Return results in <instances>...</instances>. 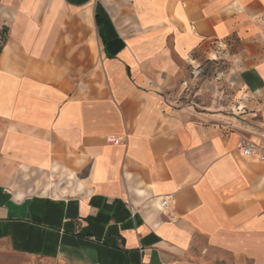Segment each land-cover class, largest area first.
I'll use <instances>...</instances> for the list:
<instances>
[{
  "label": "crops",
  "instance_id": "obj_1",
  "mask_svg": "<svg viewBox=\"0 0 264 264\" xmlns=\"http://www.w3.org/2000/svg\"><path fill=\"white\" fill-rule=\"evenodd\" d=\"M4 29L0 264H264L238 152L264 146V0H0ZM200 53L231 68L209 113L167 94Z\"/></svg>",
  "mask_w": 264,
  "mask_h": 264
},
{
  "label": "rangeland",
  "instance_id": "obj_2",
  "mask_svg": "<svg viewBox=\"0 0 264 264\" xmlns=\"http://www.w3.org/2000/svg\"><path fill=\"white\" fill-rule=\"evenodd\" d=\"M233 49L229 53H235L236 49ZM213 56L207 58L201 53L195 54L190 64L181 67L172 91L167 94L179 105L193 108L197 113H209L214 106L219 109L226 105L224 97L234 95L225 78L231 70L230 62L223 54L219 60H213Z\"/></svg>",
  "mask_w": 264,
  "mask_h": 264
},
{
  "label": "built area",
  "instance_id": "obj_3",
  "mask_svg": "<svg viewBox=\"0 0 264 264\" xmlns=\"http://www.w3.org/2000/svg\"><path fill=\"white\" fill-rule=\"evenodd\" d=\"M110 143H118V139L112 138L108 140ZM238 152L242 157H257L264 161V146L246 145L241 143L238 147ZM167 206V200H164L162 207Z\"/></svg>",
  "mask_w": 264,
  "mask_h": 264
},
{
  "label": "trees",
  "instance_id": "obj_4",
  "mask_svg": "<svg viewBox=\"0 0 264 264\" xmlns=\"http://www.w3.org/2000/svg\"><path fill=\"white\" fill-rule=\"evenodd\" d=\"M7 29H4V31L0 35V54L6 44L7 41Z\"/></svg>",
  "mask_w": 264,
  "mask_h": 264
}]
</instances>
